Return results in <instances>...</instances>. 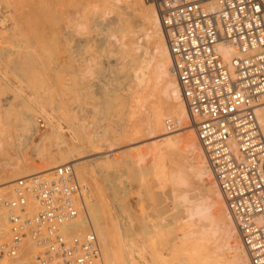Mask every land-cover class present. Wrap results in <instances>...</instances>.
Wrapping results in <instances>:
<instances>
[{"label":"bare ground","instance_id":"1","mask_svg":"<svg viewBox=\"0 0 264 264\" xmlns=\"http://www.w3.org/2000/svg\"><path fill=\"white\" fill-rule=\"evenodd\" d=\"M95 1L40 0V6L38 8L12 9V11H15V13L13 12V14L15 15L12 14L14 16L15 22L14 30L11 34L8 35V37L0 39V81H2L3 84L4 80V83H6L7 86V90H9L8 87L11 88V86L13 85L9 86L5 77L15 75L14 77H16V81L13 80V82L15 81L14 85L16 83L17 86L11 88V90H13L14 92H12V96L6 95L5 97H3L6 94L3 92V99L0 98V154L2 155V159L4 160L2 161L4 164L1 162L3 166H1L0 163V175L4 174L6 177L4 178L5 180L0 181V185L3 186V189H8L12 181L17 177L30 176L33 174H44L46 176H50L53 169L57 165L66 162H72L75 167L76 175L79 177V180L87 190V196L85 198L84 205L85 213H80L75 220L66 222L64 225V229L74 232H82L85 229L89 228L92 229L96 233L101 243L103 264H250L246 249L240 241L236 225L226 207L222 193L214 180L204 151L196 138L194 124L190 121L187 107L181 97L179 84L174 73L170 69L171 56L164 38L163 28L160 24L159 16L153 0H138L141 10V24H139V26H141L139 30L134 29L127 23L123 22L122 24L121 22L120 24L116 25V27L114 26L115 28L110 32L106 33L103 30L105 33L100 38L102 42L100 46H102V49L100 47L99 48L103 50L106 58L108 56H113L115 58V72L117 74L121 71L124 72L123 69L126 68V66H129L128 68L133 75V82L134 86L136 87L135 89H137L136 93L134 90L133 95H131L133 99L130 97L132 100H134V102H130L133 103L130 104L133 105V111L129 113L132 115H127V117H130H128V119H123L128 122H125L126 125H123L125 123L121 122L123 123V127L120 132L118 133V131L115 130V133L117 131V134L112 133V135H110L115 128H110L111 126L109 124H106L103 128L101 126H96L98 123L97 120L100 117H97L93 113V115L91 116L94 117H92V119L90 118L91 121H88L87 119L88 122H84L83 120L81 121L80 116L74 112L80 118V120L76 119L75 121L74 114L70 110L73 106H68L67 108V105L69 103L66 104L64 102L66 106L61 104L63 102L59 103V101H57L58 104L56 105L51 104L53 98L51 99L49 95L52 94H47V96V91H49L50 93H59L63 89L64 91H61L62 93L65 92V88L67 92L68 90L73 91V87L67 90L69 84L66 87L63 83L65 82L66 77L63 82H60L62 81L61 78L60 81L58 79L59 82L57 81V78L63 77L64 75L59 77L54 76V78L56 79L54 80L55 83L53 81H48L51 73H53L55 69H58L59 71L60 68L58 66L54 69L50 66V75L47 74L45 77L44 73L46 67L48 68V66L51 65V62L56 61V56L58 57V53L60 54L63 49L64 51H66L65 53H67V51L71 49V45H73V43L76 42V45L74 46H77L79 40H84L85 42H87L90 39L91 42V38H94V36H96L97 34H93V32L96 30L94 29V25L96 24L95 20L99 19L100 21H97V23L101 25L104 24L106 21V16L110 11L112 12L113 9L115 10V8L119 10V8H121L122 6H127L133 0H100V3H98L97 0L96 4H94ZM7 3L9 4L10 2L7 1ZM41 3L44 4L41 5ZM118 14L119 12L116 13V15ZM113 32L117 33L115 34ZM110 35L114 36V40H107ZM140 36H143V39L141 41L139 40ZM80 44L82 45L83 43ZM84 45H86V43ZM88 45L90 46V44ZM218 45L223 57L226 60H228L232 55L236 54L235 50L231 46L226 45L224 42H220ZM148 47L151 48L149 51L147 49ZM86 48H88V46ZM72 49L75 50V47ZM87 50L89 52L91 51V54L93 51L92 56L96 54V51L94 52L92 48H90V50L84 48V51H86L85 53L89 54L85 55L86 57L90 56V53H88ZM76 52H73V54H75ZM69 53L70 54L67 53L66 56L73 55L70 51ZM83 54L81 56L82 58ZM98 55L96 54L95 56ZM81 57L80 59L82 61ZM109 57L107 59H109ZM63 58L65 59V57ZM63 58L61 60H63ZM75 58L76 57L74 56V59ZM59 59L57 61H60ZM71 59H73V57ZM74 59V63L78 62V60L75 61ZM91 60L90 64H85L84 66V64L81 62L79 65L83 67L82 71L84 73L82 72L83 76L81 75L80 77L81 79L83 78V80L85 79V75V77H88L89 79L90 77L94 76L98 68L100 69V66H96L98 68H92L93 64L97 63L96 61H98V59L95 60L94 63L91 62ZM57 61L54 62L55 66H57V64L59 63H57ZM65 61L63 60V63ZM70 61L72 60H69L68 62ZM85 61L86 60H84L83 62ZM71 63L68 64L70 65ZM60 64L61 62L59 63V65ZM68 64H65L66 68L69 67ZM97 64H100L99 61ZM73 67L74 66H72V69H75ZM81 67L79 69H81ZM69 68L71 70V67ZM60 73L64 74L63 72ZM82 73L80 70V74ZM48 75L49 77L47 78ZM78 75L76 74V77ZM11 77L9 79V82L11 81ZM50 79L52 80V78ZM81 79L79 81H82V83H84V81ZM85 81L87 80L85 79ZM71 82H73V80ZM76 83H78V81ZM2 84L0 82V87L2 86ZM78 84L76 86H78ZM79 87L80 84L78 86V89L80 90ZM27 89L30 92H27L26 96L24 95V92ZM103 89L105 90L108 88L103 87ZM45 91L46 93H43ZM0 94H2V92H0ZM77 94L79 95V93ZM134 94H136V96ZM61 95L63 96L64 94ZM114 95L115 94H113L111 91L109 97L111 101L114 98ZM55 96H60V94H53L52 97H54L55 99ZM106 96L108 97L109 95ZM56 98L58 100V97ZM15 99L18 100L17 102L19 103V105H21V107H23V109H26L27 107L29 111V108H31L32 112L35 111L34 113H36V115L39 114L44 118L43 120L49 126L50 134L52 136L51 145L56 146V151H54L55 153L53 152V154L52 151L44 147L45 145L39 143L35 144L34 158L43 163H40L42 166L36 163L37 165H39V167H37L38 169H36L35 171L32 170V168H36L33 165L35 164V161L32 160L33 164L32 166H30L32 161L30 160V163L28 160H26V154H23L26 153V150L24 149L25 143L23 140L17 137L18 133H16V131L20 126L19 133L25 135V137H29L33 134L32 130L34 128L31 129V127H33L32 123H35L37 120L33 115V120L25 118L28 115H22V112L27 113L28 111H22V108V110L20 111L19 109H14V111L9 112L7 108L9 107V104L12 105V103H15ZM80 101L82 100L80 99ZM17 102L16 104L18 105ZM14 107L16 106L14 105L13 108ZM131 107L129 108L131 109ZM99 109V111L101 112V117H104L108 114L107 105H104ZM141 113H144L143 115L146 121L144 127L142 125L143 123L141 124L143 129L146 130L148 135L152 134L153 136H155V139H153L154 141H152V144L150 143L151 141L148 142V144H151L150 147L148 146V151L140 153L138 150H142V148L138 149L137 147H140L138 145L136 148H134V150L138 149L137 151L139 152V154L135 153V155L131 156L128 153L131 156L129 159L127 157L123 158L124 160L120 158L122 159V166L126 167L123 170L127 174L126 179L129 178L130 180L128 181H131L134 186L138 184V186L136 185L135 188H140V190L137 189V192L139 190V192L137 193L135 192L136 190L133 191L135 188L132 186V190L131 192L129 191V193L132 196H134L135 194V196H137V194H141V192L143 193V190H145L144 193L146 197L148 188L146 189V187H144V189L141 187L147 186L148 180L146 179V177L149 174L153 176L154 184L159 186L167 185L169 187L168 192L173 201L172 203L181 206V218L179 219L178 217H176V215L174 218L178 219L174 221L171 220L173 222V225L171 223L166 224L165 222L164 224L161 219L160 223L158 220V223H156L157 221L154 222L156 224H153L154 226L151 225L152 223L147 225V221L142 220V215L138 213L139 211L137 210V208L139 206L136 208L138 202H134V199L139 195L135 198L133 197L134 201H129L130 194L128 193L127 198V194H125L124 192V190L126 189L122 190L121 187V189L117 188L118 190L116 191L113 189V191H111V189L109 190L112 192V197L115 198H112L113 200H117V202L120 200L118 209L121 210V213L123 212L125 214L126 210L129 211L124 216L126 222L122 220L123 222L121 221L122 225L120 223V226L118 224V221L115 220L116 215H113L112 207L110 206L109 202L110 198L108 199L106 193L103 191L104 189L101 186L102 183L100 184L99 177L97 175V171H108V167L110 169V166H112L115 162V159H113L115 156L110 158V154H105L106 152H108L106 151L104 153L105 155L103 154V152L101 153L104 156L100 154L96 157L90 158L88 160L89 162L87 161V159L85 161H75L79 158V154L81 151L84 150L86 153H91L92 151H94V154L95 150H99L100 148H102L104 142L106 147H114L118 144L120 145L126 142L129 143V141L132 139V137L130 138V136H132L134 132L136 133V135L137 132L138 134L140 133L139 131H136L138 129H136L134 125L135 121L139 118V115L141 116ZM257 114L258 120L262 126V130L264 133V105H261L257 109ZM11 115L17 118L20 117V123L18 124L19 126L17 127L16 131L14 130L15 133L13 134H11V132L8 133L10 130L4 125L6 121L5 123L2 122L5 120L3 118H7ZM77 116H75V118ZM168 118H173L175 120V130H168L166 126V121ZM14 123L15 122H13L12 124L15 125ZM36 123L35 131H38L37 127L39 126H36ZM128 123H130V125H134L130 126ZM9 124L10 123L8 122V125ZM127 124L129 125V129L127 128ZM2 126L5 129L1 128ZM89 127L91 128L89 129ZM130 127H132L133 130H130ZM137 128L139 127L137 126ZM62 129L65 130L62 131ZM180 129H182L183 131L181 130L180 132H175L176 130ZM65 131L69 136L68 138L65 137ZM126 139H128L129 141ZM72 140L76 143H73ZM126 146L127 145H121L118 148L121 149ZM99 151L101 152V150ZM128 151L124 150L122 153H120L125 154L126 152L127 154ZM147 155L150 156V164L148 166H137L138 163H143ZM123 156L124 155H122V157ZM120 159H117L116 157V162H118L117 160ZM112 167L113 170H115L114 165ZM3 168H8L9 172L15 176L17 175V177L10 178V173L8 174L2 172ZM27 168L29 172H25ZM107 173L104 178L101 177L104 179V181L105 178H107ZM123 180L125 179L123 178ZM119 181H117L116 179V183ZM122 183L125 184V182ZM150 183L151 182L149 181V184ZM132 184H130V186ZM111 185H109L110 188L112 187ZM141 189L143 190L141 191ZM120 190H122L124 194L121 192L122 194L119 193L118 195V192ZM152 193L154 195V190ZM142 196H139L140 198H137L136 201L140 200ZM143 198L141 199V201L144 200ZM147 198H145V201ZM134 203L135 205H133ZM177 213L178 212H176V214ZM132 219H139V222L135 224ZM131 220L134 224L131 222ZM137 220L135 222H137ZM170 225H172V227ZM0 233V238L8 237V212L1 205ZM34 253L36 254L35 246L29 238H25L18 257L14 259H4L2 263L21 264L23 259L24 264H35L36 260L34 261Z\"/></svg>","mask_w":264,"mask_h":264},{"label":"built area","instance_id":"2","mask_svg":"<svg viewBox=\"0 0 264 264\" xmlns=\"http://www.w3.org/2000/svg\"><path fill=\"white\" fill-rule=\"evenodd\" d=\"M171 56L170 69L194 124L196 138L236 225L250 264H264L263 0H154ZM235 53L226 60L219 43ZM175 129L173 118L166 121ZM87 190L72 162L50 176L17 177L0 185L8 237L0 264L17 258L25 238L38 264H103L92 229L65 230L85 213Z\"/></svg>","mask_w":264,"mask_h":264},{"label":"rangeland","instance_id":"3","mask_svg":"<svg viewBox=\"0 0 264 264\" xmlns=\"http://www.w3.org/2000/svg\"><path fill=\"white\" fill-rule=\"evenodd\" d=\"M7 1H9L10 3L8 4L7 3ZM93 2L95 1V0H92ZM154 1V0H153ZM92 2V3H93ZM96 2H97V0L95 1V3L94 4H96ZM98 3H100V0H98ZM97 3V4H98ZM44 4V3H43ZM42 3H41V5H43ZM40 6V0H0V39H3V38H6V37H8V35L9 34H11L12 32H13V30H14V24H15V22H14V16L13 15H15V14H13V12L15 13V11L13 10L12 11V9H15V8H23V9H28V8H38ZM156 7V6H155ZM117 12H119V14L118 15H116V13ZM13 14V15H12ZM140 16H141V10H140V6H139V1L138 0H133L132 2H130L127 6H122L121 8H119V10H117L116 8H115V10L113 9V11L111 12H109V14L106 16V21H105V23L104 24H99V23H97V21H100L98 18H96V19H98V20H95V27H94V29H96L94 32H93V34L94 33H97L96 34V36H94V38H91V42H90V39L87 41V42H85L84 40L82 41V40H79V42L77 43V46H74V45H76V42L75 43H73V45H71V49L72 48H74L75 47V50L74 49H70V50H68L67 51V53L68 54H70L69 53V51L71 52V54H73V52H76L75 54H73V55H69V56H66L67 55V53H65L66 51H64V49L62 50V52H60V54L58 53V57L56 56V61L59 59V57H60V61H57V63L59 62H61V64L63 65H59V63L57 64V66H55V63L54 62H56V61H54V62H51L50 64L51 65H49L48 66V68L46 67V70H45V73H44V75H45V77H46V75L47 74H49L50 75V73H49V70H50V66H51V68H57L58 66H59V71H58V69H55V74H57V75H55L54 74V72L53 73H51V76L49 77V75L47 76V78L49 77V79H48V81H53L54 82V80H56L55 78H54V76L55 77H59V76H63V77H59V78H57V81H58V79H59V81L62 79V81H60V82H63L64 81V79H65V77H66V80H65V82H63L64 84H65V86L67 87L68 86V84H69V86L67 87V90L69 89V88H72L73 89V91H69L68 90V92L66 91V88H65V92H62L61 93V91H64L63 89L60 91V90H57V91H60L59 93L58 92H49V91H47L48 93H46V91L45 92H43V93H46V95L47 94H52V95H49L50 96V98L52 99H54V97H52L53 96V94H60V96H55V99H54V102H53V99H52V105L54 104V105H56V104H58L57 103V101H59V103H61V102H63V103H61V104H63V105H65L64 104V102L66 103V104H68L67 105V108H68V106L70 107H72L73 108V110H72V108L70 109L71 110V112H73V114H74V119H75V121H76V119H78V120H80V118H81V121L83 120L84 122H88V121H91V119H92V117H94V116H91V115H96L97 117H100L97 121H98V123H97V125L96 126H98V127H104L106 124H109L111 127L110 128H115L112 132H111V134L110 135H112V133L114 134L115 133V130H117L118 131V133L120 132V130L122 129V127H123V125H126V123L125 122H128V121H126V120H123V119H128V117H130V116H128L127 117V115H132V114H129V113H131L132 111H133V105H130V104H133V103H130V102H134V100H132L133 98L131 97V95H133V91L135 90V93H136V90L137 89H135L136 87L134 86V82H133V75H132V72L129 70V66H126V68H124L123 69V71L124 72H120V73H116L115 72V68H116V61L114 60L115 58L112 56H108L109 57V59H107L106 58V56L104 55V52H103V50H101L102 49V46H100L101 45V37L103 36V34L106 32H110L111 30H113L115 27H116V25H118V24H120L121 22H122V24H123V22L124 23H127V24H129V25H131L134 29H136V30H139V28H140V26H139V24H141V21H140ZM107 22V23H106ZM104 25V26H103ZM108 26H109V28H108ZM115 26V27H114ZM103 27V28H102ZM97 29H99V30H97ZM110 29V30H109ZM105 32H104V31ZM107 30V31H106ZM99 32H100V34H99ZM102 32V33H101ZM113 33H117V32H113ZM96 38V39H95ZM99 38V39H98ZM143 39V36H140L139 37V40L141 41ZM107 40H110V41H112V40H114V36L113 35H110L109 37H108V39ZM80 43H83L82 45L80 44ZM86 43V45H84ZM71 44V43H70ZM88 44H90V46L88 45ZM98 45V46H97ZM80 46V47H79ZM88 46V48H86ZM92 46V47H91ZM76 47H77V49H76ZM79 47V48H78ZM101 49H100V48ZM84 48L85 49H89L90 50V48H92V50H94V52L96 51V54L98 55V56H95V55H93L92 56V54H93V51H92V54H91V51L89 52L88 50V53H90V58L88 57H86L85 55H89V54H87V53H85L86 51H84ZM83 49V50H82ZM148 49V51L151 49L150 47H148L147 48ZM79 51V52H78ZM80 51H82V52H80ZM63 55H62V54ZM65 53V54H64ZM78 53V54H77ZM83 54V58L81 57L82 56V54ZM79 56H77V55ZM61 55V56H60ZM74 56L76 57L75 59H74ZM84 56H85V58H87V59H85L84 58ZM63 57H65V59L63 58ZM70 57V58H69ZM73 57V59L76 61V60H78V62H76V63H74V61H73V59H71ZM80 57L82 58V61H81V59H80ZM96 57V58H95ZM63 58V60L65 61L67 58H69V59H67L64 63H63V60H61ZM80 59V61H79V59ZM93 58H94V60H93ZM92 59V60H91ZM98 59V61H99V63L100 64H97L98 63V61H96L97 63H95V64H93V66H92V68H98L99 66H100V69L98 68L97 69V71H96V73L94 74V76L93 77H90L89 79H88V77H85L84 76V78L89 82H87V81H85V79L83 80V78L81 79L80 77H81V75L83 76V67H81V66H79L80 65V63L82 62L83 64H84V66H85V64L87 65V64H90V60H91V62H93L94 63V61L95 60H97ZM69 60H72V61H70V62H68ZM84 60H86L85 62H83ZM71 62H73V63H71ZM68 63H71L70 65L68 64ZM79 63V64H78ZM65 64H68L69 65V67H71V70H70V68L69 67H67L66 68V65ZM74 64V65H73ZM75 64H77V65H75ZM97 64V65H96ZM53 65V66H52ZM67 65V66H68ZM74 66L73 68H75V69H72V66ZM95 65V66H94ZM79 66V67H78ZM96 66H98V67H96ZM81 67V69H79ZM102 67V68H101ZM111 67V68H110ZM115 67V68H114ZM68 68H69V70H68ZM66 69V70H65ZM115 69V70H114ZM57 70V71H56ZM80 70H81V73L82 74H80ZM52 71V70H51ZM65 71V72H64ZM68 71H70V72H68ZM60 72H63L64 74H61ZM69 73V74H68ZM66 74V75H65ZM68 74V75H67ZM73 74H74V76H73ZM76 74L78 75L77 77H79V78H77L76 77ZM69 75H71V76H69ZM12 76V77H11ZM15 76V75H14ZM13 75H10V77H11V81L9 82V79H10V77H5V79H6V81H7V83H8V85L9 86H11V85H13V86H11V88H13V87H16L17 86V84L15 83V85H14V82L16 81V77H14ZM70 78H68V77ZM2 77V76H1ZM14 77V78H13ZM50 78H52V80L50 79ZM54 78V79H53ZM61 78V79H60ZM77 80H76V79ZM83 80L84 81V83H82V81H79V80ZM1 80V79H0ZM13 80H15L14 82H13ZM68 80V81H67ZM73 80V82H71ZM56 81V82H57ZM58 81V82H59ZM78 81V83L80 84V90L78 89V86H79V84L78 83H76ZM1 82V84H2V81H0ZM11 82H13V83H11ZM87 82V83H86ZM55 83V82H54ZM71 83V84H70ZM4 84V85H3ZM3 84H2V86L0 87V88H2V89H0V92H2V94H0V98H2L3 99V97H5L6 95L8 96H12L13 95V90H11V88H9L8 87V89L9 90H7V86H6V83H4V80H3ZM78 84V86H76ZM81 84H85L84 86L83 85H81ZM103 85V86H102ZM71 86V87H70ZM86 86H87V88H86ZM82 87H84V88H82ZM103 87L104 88H108V89H103ZM134 87V88H133ZM5 88H6V90H5ZM77 88V89H76ZM18 89V88H17ZM71 89V90H72ZM75 89V90H74ZM76 90H78V91H76ZM89 90V91H88ZM107 90V91H106ZM112 91V93L113 94H115L114 95V98L112 99V101L109 99V97H110V94H111V91ZM6 93L5 95H4V93ZM9 92V93H8ZM13 92V93H12ZM27 92L29 93L30 91L27 89V90H25V92H24V95H26L27 96ZM74 92V93H73ZM81 92V93H80ZM83 92V93H82ZM105 92V93H104ZM132 92V93H131ZM77 93H79V95L81 96H79ZM61 94H64L63 96L61 95ZM4 95V96H3ZM75 95V96H74ZM106 95H109L108 97L106 96ZM135 96H136V94H134ZM137 95H138V93H137ZM3 96V97H2ZM44 96H45V94H44ZM48 96V95H47ZM46 96V97H47ZM67 96V97H66ZM78 96H79V98H78ZM104 96V97H103ZM56 97H58V100H57V98ZM61 97V98H60ZM132 99H131V98ZM134 97V96H133ZM71 98V99H70ZM50 99V100H51ZM60 99H62V100H60ZM64 99V100H63ZM78 101H77V100ZM80 99L82 100V101H80ZM16 101H14L15 103H12V105L11 104H9V107L7 108V110L10 112H12V111H14V109L16 110V109H19V111L20 110H22L23 109V107H21V105H19V103L17 102L18 100L17 99H15ZM86 100V101H85ZM102 100V101H101ZM75 101V102H74ZM16 102L18 103V105L16 104ZM76 102H78V103H76ZM82 102V103H81ZM112 102V103H111ZM84 103V104H83ZM81 104V105H80ZM83 104V105H82ZM113 104V105H112ZM16 106V107H14L13 108V106ZM104 105H107V110H108V114L106 115V116H104V117H101V112L99 111L100 109L99 108H101L102 106H104ZM130 105V106H129ZM5 106V105H4ZM3 106V107H4ZM66 106V105H65ZM85 106V107H84ZM101 106V107H100ZM132 106V107H131ZM19 107V108H18ZM81 107V108H80ZM129 107H131V109L129 108ZM22 108V109H21ZM75 108V109H74ZM12 109V110H11ZM30 110L28 111V108L26 107V109H23L22 111H24V110H27L28 112L27 113H29V114H27V113H25V112H22V115H28L27 117H25V116H22V117H25V118H27V119H32V118H34L35 117V119L37 120L36 122L38 123H36V126H39V127H37L38 129V131H35L36 129H35V123H32V126L33 127H31V129H33L32 131H33V134L32 135H30L29 137H25V135H22V134H20L19 133V123H20V117L19 118H17V117H13V115H11V116H8L7 118H3V119H5L4 121H2V122H4L5 123V121H6V123L4 124L9 130V132L8 133H10L11 132V134H13V133H15L14 132V130L16 131V129H17V127H18V129H17V131H16V133H18L17 134V137H19L21 140H23L24 141V143H25V147H24V149L26 150H24L26 153H23L27 158H26V160H28L30 163H31V161L33 160V161H35V164H33V161H32V163H31V165L30 166H32V164L36 167V168H32V170L33 171H35L36 169H38L37 167H39V165L40 166H42L41 164H43L41 161H38L36 158H34L35 156H34V146H35V144H37V143H39V144H43V145H45L44 147L45 148H47V149H49L50 151H52V153L54 152V151H56V146L55 145H53V146H55V147H53L52 145H51V143H52V136H51V134H50V130H49V126L44 122V118L43 117H41L39 114H37L36 115V113H34V112H32V110H31V108H29ZM81 109H83V110H81ZM87 109V110H86ZM89 109V110H88ZM94 109V110H93ZM75 110V111H74ZM86 110V111H85ZM129 110H131V111H129ZM83 111V112H82ZM93 111V112H92ZM77 114V115H79L80 116V118H79V116H77L75 113ZM90 112V113H89ZM25 113V114H24ZM93 113V114H92ZM98 113V114H97ZM89 114V115H88ZM126 114V115H125ZM144 114V113H143ZM142 113H141V116L139 115V118L137 119L138 120V123H137V120L135 121V125L134 124H132V125H134L135 127H136V129H138V130H136V131H139L140 133L138 134V132H137V135H139V136H137L136 135V133L134 132L133 134H132V136H130V138L132 137V139L129 141L128 139H126V140H128L129 141V143L128 142H126V143H124V144H118V145H116V146H114V147H106V145H105V142H104V147L102 146V148H100L99 150H101V152L99 151V150H95V153L93 154V152L94 151H92L91 153H86L84 150L83 151H81L80 152V154H79V158L77 159V160H75V161H81V160H83V161H85L86 159H87V161L90 159V158H93V157H96V156H98V155H100L102 152H103V154L106 152V151H108V152H106L105 154H110L109 155V157L110 158H112V157H114L113 159H115L114 161V167H115V170H113V165L112 166H110V169H109V167L107 168L108 169V171L107 170H105L104 172H102V171H100V172H102V173H100V172H98L97 171V175H98V177H99V181H100V184H101V186H102V188L104 189L103 191L106 193V195H107V197H108V199H109V202H110V206L112 207V212H113V215H116L115 216V220L116 221H118V224L120 225V223H121V225H122V222L124 221V222H126L125 221V214L126 213H128L129 211L128 210H126V212H125V214L122 212L121 213V210L120 209H118L119 208V206H118V204L120 203L119 201L117 202V200H113V199H115L114 197H112V192L111 191H113V190H118V189H121V187H122V190H124V189H126V190H124V192H125V194H127L126 195V197L128 198V193H129V191L131 192V190H132V186L135 188V186L137 185L138 186V184H136L135 186L131 183V181H128V180H130L128 177V179H126V176H127V174L125 173V171H123L124 170V168H126L125 166L123 167L122 165H123V163H122V159L123 158H125V157H127L128 159L131 157V156H133V155H135V153L136 154H139V152L140 153H144V152H146V151H148L149 150V147H150V145L152 144V141H154L153 139H155V136H153L152 134H147V132H146V130L145 129H143V127H144V125H145V123H146V121H145V117H144V115H143ZM34 117H33V116ZM143 115V116H142ZM31 116V117H30ZM75 116H77L76 118H75ZM85 116V117H84ZM30 117V118H29ZM142 117V118H141ZM17 118V119H16ZM83 118V119H82ZM84 118H85V120H84ZM91 118V119H90ZM122 118V119H121ZM15 119V120H14ZM87 119H88V121H87ZM90 119V120H89ZM130 119V118H129ZM9 120V121H8ZM14 120V121H13ZM16 120H18V121H16ZM33 120V119H32ZM141 120V121H140ZM15 122L14 124L15 125H13L12 123L13 122ZM139 121H140V123H139ZM8 122L10 123L9 125H8ZM17 122V123H16ZM121 122H123V123H125V124H123V123H121ZM143 123V124H142ZM123 124V125H122ZM129 125H130V123H128ZM127 124V125H128ZM136 124H138V125H136ZM143 125V127H142V125ZM3 125V126H4ZM8 125V126H7ZM11 125H13L14 126V128H13V126H11ZM17 125V126H16ZM129 125H128V129H129ZM132 125H130V126H132ZM140 125V126H139ZM1 127V128H4V127ZM133 126V127H134ZM137 126L139 127V128H137ZM165 126V125H164ZM163 126V127H164ZM16 127V128H15ZM6 128V129H7ZM13 128V129H12ZM91 127H89V129H90ZM166 128V127H165ZM5 129V128H4ZM133 130V128L132 127H130V130ZM176 129V128H175ZM174 129V130H175ZM13 130V131H12ZM65 129H62V131H64ZM99 130V129H98ZM143 130V131H142ZM145 130V131H144ZM169 131H171L170 129H168ZM173 130V129H172ZM182 129H180V130H176L175 132H180ZM117 131H116V133L115 134H117ZM143 133H142V132ZM183 131V130H182ZM7 133V134H8ZM65 137H69L68 136V134H67V132L65 131ZM144 134V135H143ZM145 134H147V135H145ZM142 135V136H141ZM134 137H135V139H134ZM137 139V140H136ZM151 141V142H150ZM72 142H73V140H72ZM148 142H150L149 144H148ZM73 143H76V142H73ZM146 144V145H145ZM62 145V144H61ZM121 145H127L126 147H124V148H118V147H120ZM140 146V147H137V146ZM149 146V147H148ZM50 147V148H49ZM53 147V148H52ZM142 148V150H134V148ZM147 147V148H146ZM127 148V149H126ZM131 148V149H130ZM55 149V150H54ZM104 149V150H103ZM133 149V150H132ZM146 149V150H145ZM103 150V151H102ZM122 150V151H121ZM128 151V150H132V151H128L127 152V154H126V152H125V154H121L123 151ZM135 151V152H134ZM121 152V153H120ZM132 152V153H131ZM27 153H28V155H31V156H28L27 155ZM55 153V152H54ZM53 153V154H54ZM131 155H129V154ZM134 153V154H133ZM103 154H101L102 156H104ZM114 154V155H113ZM1 155V154H0ZM122 155H124L123 157H122ZM127 155V156H126ZM33 156V157H32ZM116 157H117V159L119 158H122V159H120V160H117L118 162H116ZM3 157H2V155L0 156V163L2 162V161H4L3 159H2ZM29 158H33V159H29ZM149 159H150V156L149 155H147V157H145V160L143 161V163L142 162H140V163H138L137 164V166H148L150 163H149ZM31 160V161H30ZM124 160V159H123ZM148 160V161H147ZM28 161H27V163H28ZM89 162V161H88ZM121 162V163H120ZM3 163V162H2ZM2 163H1V166H3L2 165ZM39 164V165H37V164ZM41 163V164H40ZM116 163V164H115ZM117 163H120V164H117ZM4 164V163H3ZM121 165V166H120ZM120 166V167H119ZM112 167V168H111ZM123 167V168H122ZM31 168H29V169H31ZM120 168V169H119ZM7 169V170H6ZM119 171H118V170ZM5 170V171H4ZM122 170V171H121ZM8 171V172H7ZM29 172V170H28V168L26 169V171L25 172ZM111 171V172H110ZM115 171V172H114ZM2 172L3 173H10L9 172V170H8V168H3V170H2ZM108 174L107 175V178H105V181H104V177L106 176V173ZM2 173V174H3ZM104 173H105V175H104ZM126 174V175H124V174ZM11 174V173H10ZM102 174V175H101ZM116 174V175H115ZM112 175V176H111ZM119 175H120V177H119ZM124 175V176H123ZM2 176V177H1ZM18 176H21V175H18ZM149 176V177H148ZM151 176V177H150ZM13 177H17V175L15 176V175H13V174H11L10 175V178H13ZM78 177V176H77ZM101 177H103V178H101ZM108 177H110V178H108ZM111 177H113V178H111ZM115 177V178H114ZM119 177V178H118ZM4 178H6L5 177V175L3 174V175H0V181H2V180H5ZM123 178L125 179V180H123ZM78 179H79V177H78ZM108 179H109V181H108ZM116 179H117V181H119V182H117L116 183ZM146 179L148 180V184H149V181L151 182L149 185L147 184V186H143V187H141V188H144V187H146V189L148 188V191H147V193H149V194H147L146 193V197H145V190H143V189H141V191L143 190V193L141 192V194L142 195H144V196H142L141 194H137V196L139 195L140 197L142 196V198L144 199V200H142L141 201V199L140 200H137L136 201V199L137 198H140L139 196L137 197V196H135L134 194V196H132L130 193V199H129V201H134V202H138L137 203V205H136V208H137V210L139 211L138 213H140V215H142L141 217L143 218L142 220H145V221H147V225L148 224H151V225H153V224H155L154 222H156L157 220L159 221V223H160V219L163 221V223L165 222L166 224H169V223H171L172 225H173V222L172 221H174V220H176V219H180L181 218V212H180V209H181V206L180 205H176L175 203V205L172 203L173 201H172V199H171V197H170V194H169V190H168V186L167 185H165V186H159V185H156V184H154V182H153V176L151 175V174H149V175H147V177H146ZM107 180V181H106ZM114 180V181H113ZM108 182V183H107ZM122 182H125V184H121ZM129 182H130V184H132L131 186H130V184H129ZM110 183V184H109ZM111 183H112V185H111ZM113 184H115V185H113ZM118 184V185H117ZM126 184H127V187H128V185H129V187H128V189H127V187H126ZM107 185V186H106ZM109 185H111L112 187L114 186H117V187H111L110 188V186ZM121 185V186H120ZM124 185V186H123ZM120 188H119V187ZM153 186V187H152ZM124 187H126V188H124ZM139 187H140V185H139ZM163 187V188H162ZM109 188V189H108ZM118 188V189H117ZM133 188V189H134ZM111 189V191H109ZM113 189V190H112ZM137 189H139L140 190V188H138V187H136L133 191H135V192H137ZM145 189V188H144ZM122 190H120L119 192H118V195H119V193L120 194H122L123 193V191ZM128 190V191H127ZM139 190H138V192H139ZM149 190H150V192H149ZM153 190H154V195H153ZM133 191H132V193H133ZM122 192V193H121ZM127 192V193H126ZM137 192V193H138ZM159 192V193H158ZM158 193V194H157ZM111 194V195H110ZM124 194V193H123ZM152 194V195H151ZM111 196V197H110ZM131 196H132V198H131ZM169 196V197H168ZM121 197V196H120ZM133 197L135 198V197H137V198H135L134 200H133ZM149 199H148V198ZM163 197V198H162ZM113 198V199H112ZM145 198H147L146 199V201H145ZM111 200V201H110ZM128 200V199H127ZM153 200V201H152ZM123 201V200H122ZM125 201V200H124ZM141 202V205H140V202ZM148 201H150V202H148ZM171 201V202H170ZM117 202V203H116ZM143 202V203H142ZM155 202H156V204H155ZM172 204V205H171ZM133 205H135V203L133 204ZM142 205H144V206H142ZM149 205V206H148ZM163 206V207H162ZM176 206V207H175ZM116 207V208H115ZM162 208V209H161ZM168 208V209H167ZM162 211V212H161ZM132 212V211H131ZM175 212V213H174ZM176 212H178L177 214H176ZM170 213H171V215H173V216H171L170 215ZM118 214V215H117ZM177 215V216H176ZM118 216H120V217H118ZM121 216H122V218H121ZM146 216V217H145ZM159 216V217H158ZM162 218H161V217ZM168 216V217H167ZM178 217V218H174V217ZM144 217H145V219H144ZM169 218H170V220H169ZM164 219V220H163ZM123 220V221H122ZM127 220V219H126ZM133 220V219H132ZM132 220H131V222H132ZM137 219H134L133 220V222L136 224V223H138L139 221V219L137 220V222H135ZM165 220H167V221H165ZM172 220V221H171ZM122 221V222H121ZM145 221H142V222H145ZM158 221L156 222V223H158ZM161 221V222H162ZM130 222V223H131ZM132 222V223H133ZM133 223V224H134ZM162 223V224H163ZM164 223V224H165ZM145 224V223H144ZM163 224V225H164ZM120 225V226H121ZM150 225V226H151ZM156 225V224H155ZM172 225H170L171 227H172ZM154 226V225H153ZM170 226H169V228H170ZM1 234V233H0ZM138 238H139V236H138ZM33 257L35 258L34 259V261H35V264H38V263H36L37 262V258H36V254L34 253L33 254ZM21 264H24V262H23V259H22V263Z\"/></svg>","mask_w":264,"mask_h":264}]
</instances>
